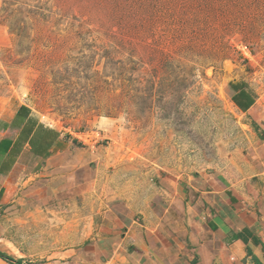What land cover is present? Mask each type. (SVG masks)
<instances>
[{
  "label": "rangeland",
  "instance_id": "rangeland-1",
  "mask_svg": "<svg viewBox=\"0 0 264 264\" xmlns=\"http://www.w3.org/2000/svg\"><path fill=\"white\" fill-rule=\"evenodd\" d=\"M237 77L264 94V0H0V106L76 132L91 162L71 171L93 180L58 208L1 210L0 246L43 261L161 173L241 166L264 130L233 107Z\"/></svg>",
  "mask_w": 264,
  "mask_h": 264
},
{
  "label": "crops",
  "instance_id": "crops-1",
  "mask_svg": "<svg viewBox=\"0 0 264 264\" xmlns=\"http://www.w3.org/2000/svg\"><path fill=\"white\" fill-rule=\"evenodd\" d=\"M228 91L233 107L251 114L264 130L258 86L237 77ZM83 144L76 132L45 123L24 101L1 105L0 211H43L75 202L71 195L93 181H78L71 171L79 174L91 162L82 160ZM258 144L235 169L161 173L140 199L102 205L76 231L60 233L78 240L64 244L55 257L26 259L0 246L8 256H0V264H263L264 137Z\"/></svg>",
  "mask_w": 264,
  "mask_h": 264
},
{
  "label": "trees",
  "instance_id": "trees-1",
  "mask_svg": "<svg viewBox=\"0 0 264 264\" xmlns=\"http://www.w3.org/2000/svg\"><path fill=\"white\" fill-rule=\"evenodd\" d=\"M0 256H5V257H8L6 256L4 253L0 252Z\"/></svg>",
  "mask_w": 264,
  "mask_h": 264
},
{
  "label": "water",
  "instance_id": "water-1",
  "mask_svg": "<svg viewBox=\"0 0 264 264\" xmlns=\"http://www.w3.org/2000/svg\"><path fill=\"white\" fill-rule=\"evenodd\" d=\"M263 264H264V261H263Z\"/></svg>",
  "mask_w": 264,
  "mask_h": 264
}]
</instances>
